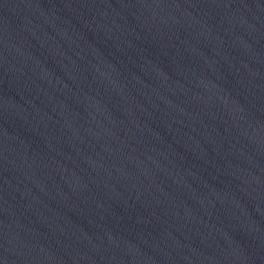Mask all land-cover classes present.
Wrapping results in <instances>:
<instances>
[{
    "label": "water",
    "instance_id": "1",
    "mask_svg": "<svg viewBox=\"0 0 264 264\" xmlns=\"http://www.w3.org/2000/svg\"><path fill=\"white\" fill-rule=\"evenodd\" d=\"M0 264H264V0H0Z\"/></svg>",
    "mask_w": 264,
    "mask_h": 264
}]
</instances>
